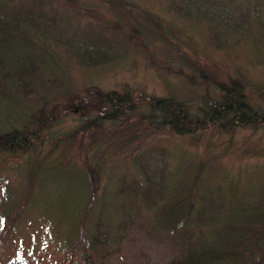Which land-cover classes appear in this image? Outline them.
<instances>
[{
    "label": "trees",
    "instance_id": "obj_1",
    "mask_svg": "<svg viewBox=\"0 0 264 264\" xmlns=\"http://www.w3.org/2000/svg\"><path fill=\"white\" fill-rule=\"evenodd\" d=\"M140 1L0 0V101L9 107L2 122L4 128L18 125L0 130V151L22 148L0 165L10 163L0 172V264H264V168L244 176L239 169V183L221 169L237 128L264 131V80L251 83L239 67L234 75L217 76L205 51L175 25L182 19L206 32L203 42L233 48L241 36H255L254 26L263 34L264 23L253 24L250 14L224 0H166L170 18ZM234 11L250 22L232 21ZM131 58H141L160 77L170 72L182 87L163 80L166 94L137 106L140 94L129 86L79 89L63 69ZM32 98L50 103L38 107L35 123L34 115L29 118ZM139 107L145 111L133 119ZM60 109L75 115L78 125L64 134L65 151L41 154L34 142L48 115L55 120ZM160 131L190 136L194 143L200 133H210L195 169L183 156L168 168L163 148L149 145V136ZM69 147L96 158L107 147L109 159L124 157L131 169L114 186L108 173L100 174L109 177L98 192L100 175L89 162L79 169ZM62 166L83 172L91 194L86 207L85 192L72 205L46 192L49 170ZM108 202L116 205L109 215L114 226L99 217ZM29 223L44 234L31 246L21 237Z\"/></svg>",
    "mask_w": 264,
    "mask_h": 264
},
{
    "label": "rangeland",
    "instance_id": "obj_2",
    "mask_svg": "<svg viewBox=\"0 0 264 264\" xmlns=\"http://www.w3.org/2000/svg\"><path fill=\"white\" fill-rule=\"evenodd\" d=\"M254 1H256V3H254ZM140 2L142 6H146L149 9L151 8L155 13L161 15L162 17L170 18L169 14H167L165 10V4L168 3L166 0L165 3L161 0H141ZM224 2L230 4L232 7L236 6L237 11L239 8H242L244 11L250 14V16H247L246 18H249L251 21H253V24H256L258 20L264 23V0H224ZM241 15L242 14L239 12H232V21L235 23L250 22L248 19H242L243 17H241ZM175 25L179 30L183 28L186 31L187 37L194 41L193 45H197L198 49L200 47L201 51H205L210 65L216 66L217 71L215 72H217V76H225L227 72L234 75L235 72L233 70L236 67H239L242 74L247 75V78L251 81V83H258L259 81L262 82V80H264V33L262 34L261 31H257L256 26H254L253 29L255 36H241V39L233 48H216L215 46L211 45L208 39L203 42V38H207V34L205 31H201L199 26H190L185 21L178 18ZM260 40L261 43H259ZM250 43L257 45L258 49H254ZM63 66V69L68 73L73 85L79 89L83 85L88 86L87 84H93L95 87L103 90H122L124 89V86H129L132 90L136 91V94H140L138 96L140 98H136L137 106L141 105L145 98L150 100L149 96L156 98L165 95L167 91L165 85L162 83L163 80H166L169 86L173 85L177 89L178 87H182L181 82L176 76L170 74V72L167 71V73L160 77L157 69L146 68L144 66V61L141 58L125 59L124 61L115 62L106 66H96L95 68L81 69L70 64ZM211 70L214 71L213 68H211ZM54 89L58 90L57 88ZM182 89L183 91H186L185 88ZM197 90H201V88L199 87ZM247 90L250 91L253 98L257 99V95L252 89V84L248 85ZM30 103L33 105V108L30 109L31 111L29 118L31 115H34L32 122L35 123L38 107H46V109H48L50 103L47 104L44 102L43 104V102H39L35 98H32ZM8 109L9 107L7 102L0 101V130L5 127L4 123L2 122V111H8ZM142 110L143 107H139L137 109L138 112L133 114V119L138 118V116L141 115L140 113ZM144 111L145 110H143V112ZM75 113H77V111H75ZM51 119L52 117L48 115V122L41 128L39 140L34 142V144L38 146L36 149L41 154L48 153L50 156H56L65 148L64 134L67 131L73 129L78 124L77 117L71 113H68L64 109H60L56 112L54 117L55 120ZM13 125H9L1 132L8 130ZM208 136H210V133H200L199 138L202 140H200L201 143L200 141L199 143H194V139L190 136L175 135L166 131H160L157 134L149 136V145L152 144L154 147L160 146L163 148V162L170 170L173 168L174 161L178 157L182 156V158L188 161L192 165V168L195 169L196 162L200 157L204 156L202 144L205 142ZM232 137V139H228L231 144V146L228 147V154L223 157L225 158V164L217 160L211 161L217 164L222 163L221 169H227L229 170V173H232L230 175L231 179L228 181H233L240 177L238 173H235L238 172L239 169H242L244 176L245 174H252V169L256 171L259 168H264L263 129L258 128L255 131L249 127L243 126L241 128H237ZM57 138H59L57 142L58 144L55 146L57 149L53 153H50L54 140ZM85 139H87V136H85ZM115 141L117 143L115 147H117L119 144V138L115 139ZM214 141L218 142L217 139H214ZM225 142H227L226 139ZM114 145L115 143L113 142L112 146L114 147ZM32 146V144L28 145L26 148L28 152ZM15 149V151H8L7 149L0 151V165L4 163L5 159L9 155L20 154L22 151V148L19 149L16 147ZM67 151L74 154V156H77L75 157L77 159L76 166H78L82 171L85 169V162H89L91 167H93V170L99 175L108 173L111 177L110 184L113 186L119 176L124 175V173L131 169L130 161L124 157L119 159V157L114 155L109 159L107 147L104 151L105 154L101 158H96V156L87 157V154H85L84 151H75V149L72 147H69ZM209 156L210 158L214 159L212 155ZM6 165L0 167V172L3 170L6 171ZM81 170L79 171L75 168L74 171V168L67 166L49 170L45 184L46 192H49L52 196L59 194L62 197L61 201L67 205H72V203L78 204L79 200L81 199V192H85L83 181L84 177ZM101 175L99 176L101 179L97 188L98 192L101 190L105 179L107 180L109 177V175L107 178H105V175ZM0 179L4 180L2 176H0ZM239 182H241V179L237 180V183ZM108 192H114V189L108 186ZM90 196V192H85V194H83V200L86 201L85 207L89 205ZM111 197L112 194H110V197H108L109 201ZM77 199L78 201H76ZM115 207V203L109 204L108 202V205L105 206L106 212L99 216L102 222H107L109 219L111 220L109 215L111 216L112 212L114 216L113 209ZM96 210L97 208H95L94 212H97ZM113 216L111 220V226H114L113 224H115ZM49 222H51L50 219ZM21 237L24 240L25 245L27 244V246H31L33 241L41 242L44 239V234L38 232L33 224L29 223L28 227H25ZM36 248L37 246H34L35 250ZM18 249L22 250L23 248L19 247ZM166 255L170 257L172 253L167 251ZM160 260H163V258H158V261Z\"/></svg>",
    "mask_w": 264,
    "mask_h": 264
}]
</instances>
